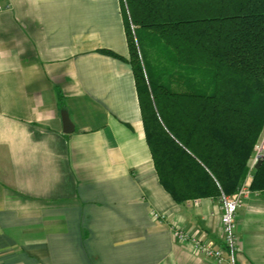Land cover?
Instances as JSON below:
<instances>
[{"label": "crops", "instance_id": "crops-1", "mask_svg": "<svg viewBox=\"0 0 264 264\" xmlns=\"http://www.w3.org/2000/svg\"><path fill=\"white\" fill-rule=\"evenodd\" d=\"M128 58L121 0H0V264H221L174 235L226 248L219 198L160 184ZM235 224L264 264V192Z\"/></svg>", "mask_w": 264, "mask_h": 264}, {"label": "trees", "instance_id": "trees-1", "mask_svg": "<svg viewBox=\"0 0 264 264\" xmlns=\"http://www.w3.org/2000/svg\"><path fill=\"white\" fill-rule=\"evenodd\" d=\"M145 138L177 203L264 192V0H121ZM101 52L117 59L109 49Z\"/></svg>", "mask_w": 264, "mask_h": 264}, {"label": "built area", "instance_id": "built-area-1", "mask_svg": "<svg viewBox=\"0 0 264 264\" xmlns=\"http://www.w3.org/2000/svg\"><path fill=\"white\" fill-rule=\"evenodd\" d=\"M263 136V135H262ZM262 139V140H261ZM260 141L255 145L254 159L251 163V168H254L255 163L261 158L264 152V137H261ZM250 189L245 179L237 191L232 196L221 194L219 201L221 203L222 212L220 215V221L222 225L223 240L225 249L215 246L210 241H206L202 238H197L186 232L183 229H175L174 235L180 241H191L194 244L195 250L204 256L212 257L219 263L235 264V253L238 248V236L236 233L235 215L238 208L243 203L244 198L249 194Z\"/></svg>", "mask_w": 264, "mask_h": 264}, {"label": "water", "instance_id": "water-1", "mask_svg": "<svg viewBox=\"0 0 264 264\" xmlns=\"http://www.w3.org/2000/svg\"><path fill=\"white\" fill-rule=\"evenodd\" d=\"M61 119H62V123H63V131L66 133L71 132L74 129V126H73V123L71 122V120L69 118V114L66 110L61 111ZM261 161H262V159L259 158L257 160V162L255 163L254 168H258Z\"/></svg>", "mask_w": 264, "mask_h": 264}, {"label": "rangeland", "instance_id": "rangeland-1", "mask_svg": "<svg viewBox=\"0 0 264 264\" xmlns=\"http://www.w3.org/2000/svg\"><path fill=\"white\" fill-rule=\"evenodd\" d=\"M264 137V132H263V136H262V138ZM262 140V139H261ZM261 142V141H260ZM253 159H254V157L252 158V160H251V163H252V161H253Z\"/></svg>", "mask_w": 264, "mask_h": 264}]
</instances>
